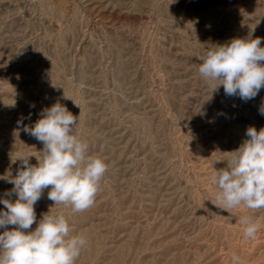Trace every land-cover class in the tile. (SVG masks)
I'll list each match as a JSON object with an SVG mask.
<instances>
[{"label":"rangeland","instance_id":"1","mask_svg":"<svg viewBox=\"0 0 264 264\" xmlns=\"http://www.w3.org/2000/svg\"><path fill=\"white\" fill-rule=\"evenodd\" d=\"M257 37L264 47V0H0V176L22 153L37 164L43 144L17 122L59 102L108 164L87 211L54 205L49 189L35 205L37 221L52 206L87 236L76 264H264V209H221L209 182L246 129L264 127V88L245 102L198 71L207 47ZM12 188L0 179V198Z\"/></svg>","mask_w":264,"mask_h":264},{"label":"clouds","instance_id":"2","mask_svg":"<svg viewBox=\"0 0 264 264\" xmlns=\"http://www.w3.org/2000/svg\"><path fill=\"white\" fill-rule=\"evenodd\" d=\"M262 38H233L223 44L207 47L200 57V76L212 93L223 86L227 96L247 102L264 88V47ZM264 115V107L259 109ZM78 118L59 102L41 111L32 125L17 122L22 130L43 144L37 164L33 157L20 154L15 160L21 168L15 176H0L13 185L7 194L13 201L0 198L5 210H0V264H76L88 247V238L80 233L71 235L65 214H52L51 208L39 221L35 205L46 189L54 205H64L72 213H83L94 206L108 164L89 153V145L73 131ZM240 146L228 152L226 168L215 170L210 183L216 187V205L228 212L243 205L251 212L264 209V127L246 129ZM36 223L33 230L32 225ZM244 236L255 239L259 224L253 216L240 218ZM14 226L9 228L8 226ZM233 264H245L237 255Z\"/></svg>","mask_w":264,"mask_h":264},{"label":"bare ground","instance_id":"3","mask_svg":"<svg viewBox=\"0 0 264 264\" xmlns=\"http://www.w3.org/2000/svg\"><path fill=\"white\" fill-rule=\"evenodd\" d=\"M14 5V4H13Z\"/></svg>","mask_w":264,"mask_h":264}]
</instances>
